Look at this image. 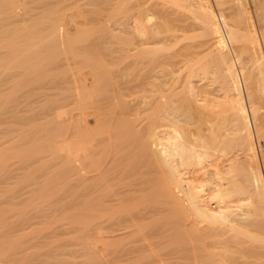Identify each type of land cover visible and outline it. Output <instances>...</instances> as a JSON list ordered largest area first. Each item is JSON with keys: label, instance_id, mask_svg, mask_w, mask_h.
Returning <instances> with one entry per match:
<instances>
[{"label": "bare ground", "instance_id": "1", "mask_svg": "<svg viewBox=\"0 0 264 264\" xmlns=\"http://www.w3.org/2000/svg\"><path fill=\"white\" fill-rule=\"evenodd\" d=\"M37 1L6 7L63 74L62 199L96 249L110 264H264V0Z\"/></svg>", "mask_w": 264, "mask_h": 264}, {"label": "rangeland", "instance_id": "2", "mask_svg": "<svg viewBox=\"0 0 264 264\" xmlns=\"http://www.w3.org/2000/svg\"><path fill=\"white\" fill-rule=\"evenodd\" d=\"M10 1L0 0V69L3 70H0V264H110V248L99 246L96 249V244L93 245L96 240L89 222L91 220L87 222L83 219L78 211L80 209L75 208L74 200L68 203L62 199L65 189L60 177V161L57 158L60 157L58 152L62 144L59 122L64 109L59 105L63 89L57 88L59 86L55 83L63 74L56 70L54 73L50 72L52 69L46 66L43 43L29 46L30 37L27 35L34 27L31 26V22L14 20L13 14L9 13L11 11L7 8ZM35 5L37 7V4ZM30 7L34 8V4L26 5L24 11L26 12L28 8L30 10ZM122 8L124 9L121 6L120 9ZM217 9L215 11L218 14ZM120 11L118 13H122ZM123 16L120 14V18ZM40 21L43 22L42 19ZM36 23L40 25L37 29L39 27L41 29L43 23L39 20ZM220 25L223 29L221 21ZM28 50L36 52L35 56L39 54V60L37 56H32L33 51ZM37 50L42 53H38ZM29 54H32V57L28 56ZM21 59L29 65V68H26L29 72L25 70L24 61L20 62ZM22 63L23 65L19 66ZM37 63L40 68H37ZM64 73L71 75V72ZM241 78L240 76L244 101L252 124L247 93ZM198 79H194L195 82H198ZM51 80L55 81L53 82L55 85ZM220 80L222 82L217 75H211L207 81L213 83L212 87L219 89L222 85ZM47 81L49 86L45 85ZM51 84L56 87L52 89ZM49 87L52 90H49ZM211 98H214V95ZM71 106L68 110L70 108L74 113L78 112L79 103L74 102ZM2 138L5 140L1 141ZM252 140L260 159L264 142L256 135H252ZM5 142L8 143L4 145ZM261 171L264 172L263 167ZM139 261L137 263L135 261L134 264H140L142 260Z\"/></svg>", "mask_w": 264, "mask_h": 264}]
</instances>
